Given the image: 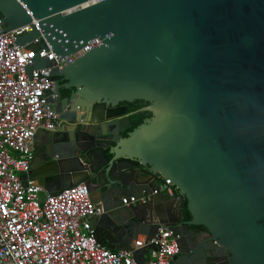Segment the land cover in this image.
<instances>
[{
  "label": "water",
  "instance_id": "95a60500",
  "mask_svg": "<svg viewBox=\"0 0 264 264\" xmlns=\"http://www.w3.org/2000/svg\"><path fill=\"white\" fill-rule=\"evenodd\" d=\"M91 1L0 0V25L37 19L40 30L33 26L18 44L50 47L58 62L102 40L52 68L56 82L63 76L76 87L77 110L51 105L63 125L36 133L29 177L50 194L85 182L104 207L98 240L133 250L140 264L160 226L179 235L180 255L190 256L191 225L205 227L210 244L190 264H264V0ZM36 58L35 67H51ZM138 99L152 115L126 132L137 111L124 103ZM71 125L82 142L67 149ZM159 175L179 196L152 194ZM131 196L138 201L123 203ZM185 199L191 220L162 219ZM139 233L146 241L135 248Z\"/></svg>",
  "mask_w": 264,
  "mask_h": 264
},
{
  "label": "built area",
  "instance_id": "2783aa9c",
  "mask_svg": "<svg viewBox=\"0 0 264 264\" xmlns=\"http://www.w3.org/2000/svg\"><path fill=\"white\" fill-rule=\"evenodd\" d=\"M99 1L103 0L89 3ZM37 23L33 18L9 30L0 25V264H140L133 250H113L98 240L96 220L104 207L85 182L50 194L29 177L36 133L55 130L60 121L48 101L52 68H63L102 43L94 37L58 62L50 47L35 52L18 44L33 26L40 30ZM37 53L50 59L51 67H35ZM158 193L179 196L178 188L165 177L152 192ZM149 198L145 194L141 200ZM137 201L136 196L123 198L125 204ZM145 241L135 239L132 246L141 247ZM149 243L155 247L142 264H172L179 253V235L167 227L160 226Z\"/></svg>",
  "mask_w": 264,
  "mask_h": 264
},
{
  "label": "flooded vegetation",
  "instance_id": "af4514ba",
  "mask_svg": "<svg viewBox=\"0 0 264 264\" xmlns=\"http://www.w3.org/2000/svg\"><path fill=\"white\" fill-rule=\"evenodd\" d=\"M54 80V79H53ZM50 98H53V101H51V105L54 106L55 109H60L63 108V110H70L72 113H70V115H74L76 110H77V106H76V96L77 95V89L74 85H70L69 82L62 77H60L58 79V81L56 82L54 80V84H53V88H52V92L49 93ZM144 101V100H143ZM146 102V101H145ZM128 105V112H141V111H146L143 108L148 106L149 103L147 102L146 105L140 107L139 109L136 110H131L129 109V104L128 103H124ZM136 112V113H137ZM60 115V113H59ZM135 115V114H134ZM77 116L80 117L79 122H83L81 123V127L82 128H88L89 124L86 120L84 111H80L79 113H77ZM131 122L133 123V115L131 116ZM63 125V123H61V118L59 121V124L57 126L56 129L61 128V126ZM80 125V124H78ZM77 125V127H78ZM74 125H71L68 127L67 130V141H66V146L67 149H70V147L77 146L79 147V143H81L82 141V136L78 135L77 133H75L74 130ZM132 127V124L130 127L127 128L126 132H129ZM76 129V128H75ZM126 132L123 133V135H126ZM61 152H65L66 151V147H62L60 149ZM83 157L84 160H86L84 158L83 155H81ZM135 168H142V169H146L143 165H141L139 162H135ZM160 180V178H159ZM160 193H158L157 195H159ZM163 195H165V197H167L168 195H166L165 193H162ZM96 199H99V193L96 194H92ZM170 197V196H169ZM100 200V199H99ZM185 202V200H184ZM184 202L182 207H180L179 205L173 210V213L170 214V216L167 214V212L163 213L162 219L166 220V221H170V219H178L181 217V222H186L191 220L192 216H190L185 208H184ZM179 211H181V215L179 213ZM191 231L193 232V241L194 243L190 244L191 251H190V256L188 255H180V252L175 256L172 264H175L178 260H182L184 258V260H186L188 262V264H190V259L192 258H197L198 260H201L202 258H204V251L203 254L199 253L200 248L203 249V245H207L210 244V235L206 232V228L203 226H195V225H191ZM185 227H183L184 229ZM200 246V248H199ZM216 251H218L217 249H213L212 252H207L208 255L211 256V262H213L212 256L215 255ZM219 253V252H218ZM206 254V253H205Z\"/></svg>",
  "mask_w": 264,
  "mask_h": 264
},
{
  "label": "trees",
  "instance_id": "16d2710c",
  "mask_svg": "<svg viewBox=\"0 0 264 264\" xmlns=\"http://www.w3.org/2000/svg\"><path fill=\"white\" fill-rule=\"evenodd\" d=\"M128 104H129V109L136 110V109H139L140 107L146 105L147 102H145L141 99H138V100H134L133 102H129ZM151 115H152V113L150 111H141V112L135 113V115H133V123H132L131 128H135L136 126L141 124L146 118L151 117ZM184 208H185L186 212L191 216V214L187 208V200L186 199L184 202Z\"/></svg>",
  "mask_w": 264,
  "mask_h": 264
},
{
  "label": "crops",
  "instance_id": "0c3cea01",
  "mask_svg": "<svg viewBox=\"0 0 264 264\" xmlns=\"http://www.w3.org/2000/svg\"><path fill=\"white\" fill-rule=\"evenodd\" d=\"M77 99V98H76ZM36 146H37V144H36ZM159 178H160V180H159V183H162L163 182V176H161V175H159ZM37 181V180H36ZM167 195V194H166ZM94 197V196H93ZM95 198V197H94ZM96 199V198H95ZM139 238H145V235L144 234H142V233H139L138 235H137V237L136 238H134V240L135 239H139ZM133 240V241H134ZM175 264H188V262L186 261V260H184V258L182 259V260H178Z\"/></svg>",
  "mask_w": 264,
  "mask_h": 264
}]
</instances>
